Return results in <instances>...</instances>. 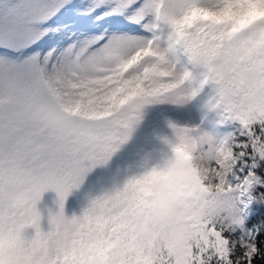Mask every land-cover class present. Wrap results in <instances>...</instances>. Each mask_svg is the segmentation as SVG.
I'll return each instance as SVG.
<instances>
[{"label": "snow or ice", "instance_id": "obj_1", "mask_svg": "<svg viewBox=\"0 0 264 264\" xmlns=\"http://www.w3.org/2000/svg\"><path fill=\"white\" fill-rule=\"evenodd\" d=\"M68 14L94 27L68 31L58 23ZM208 85L237 131L218 139L167 118L171 134H157L164 147L142 172L65 215L71 191L133 139L149 107L185 105ZM213 144L202 173L194 153ZM173 185L188 193L177 205L186 228L121 264L264 262V0H0V264H110ZM49 189L59 211L44 231L37 205Z\"/></svg>", "mask_w": 264, "mask_h": 264}, {"label": "rangeland", "instance_id": "obj_2", "mask_svg": "<svg viewBox=\"0 0 264 264\" xmlns=\"http://www.w3.org/2000/svg\"><path fill=\"white\" fill-rule=\"evenodd\" d=\"M58 23L68 25V31H84L94 27L90 19L72 14L62 16ZM59 39L60 37L51 39L47 41L45 46H50ZM213 95V86L208 85L204 92L185 105L165 104L149 107L145 120L133 139L122 146L107 165L97 166L88 174L79 188H74L71 191L65 201V215L68 217L82 215L90 199L103 195L118 184L122 185L128 175L142 172L144 169L140 165L143 163L145 155L149 152L155 153L158 149L164 147L156 139L157 134H171V131L165 126L167 118L177 119L181 123L190 126H199L218 139L237 131L240 128L238 120L222 114V109L210 106L209 100ZM58 199V193L54 189H49L38 202L37 207L42 213L41 228L44 231L49 230L51 227L50 212L59 211ZM34 234L35 228L33 227H27L24 230V235L28 238H31Z\"/></svg>", "mask_w": 264, "mask_h": 264}, {"label": "clouds", "instance_id": "obj_3", "mask_svg": "<svg viewBox=\"0 0 264 264\" xmlns=\"http://www.w3.org/2000/svg\"><path fill=\"white\" fill-rule=\"evenodd\" d=\"M217 157L216 145L201 148L194 153L192 164L206 173L210 167V161ZM182 170H187V165H178ZM188 199L186 190L173 185L171 191H164L159 195L151 209L150 214L136 228L131 238L117 246L110 259V264H121L127 255H131L136 249L156 239L158 236L179 235L188 224V216L177 205Z\"/></svg>", "mask_w": 264, "mask_h": 264}, {"label": "trees", "instance_id": "obj_4", "mask_svg": "<svg viewBox=\"0 0 264 264\" xmlns=\"http://www.w3.org/2000/svg\"><path fill=\"white\" fill-rule=\"evenodd\" d=\"M238 123H240V122L238 121ZM259 215H264V209H258V216H257V218H259ZM256 264H264V262H262L259 258H257Z\"/></svg>", "mask_w": 264, "mask_h": 264}]
</instances>
